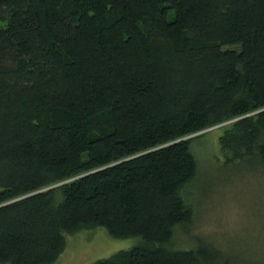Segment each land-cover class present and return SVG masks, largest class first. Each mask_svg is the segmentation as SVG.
I'll return each mask as SVG.
<instances>
[{"label":"trees","instance_id":"obj_1","mask_svg":"<svg viewBox=\"0 0 264 264\" xmlns=\"http://www.w3.org/2000/svg\"><path fill=\"white\" fill-rule=\"evenodd\" d=\"M264 164V0H0V264L67 236L139 244L92 264H225L195 238L189 138Z\"/></svg>","mask_w":264,"mask_h":264},{"label":"rangeland","instance_id":"obj_2","mask_svg":"<svg viewBox=\"0 0 264 264\" xmlns=\"http://www.w3.org/2000/svg\"><path fill=\"white\" fill-rule=\"evenodd\" d=\"M226 124L189 136H198L189 143L197 173L184 194L192 220L172 229L171 243L186 250L200 238L219 249L225 264H264V164L224 163L217 139ZM138 244L139 238L112 239L102 228L82 230L66 237L52 264H92Z\"/></svg>","mask_w":264,"mask_h":264}]
</instances>
